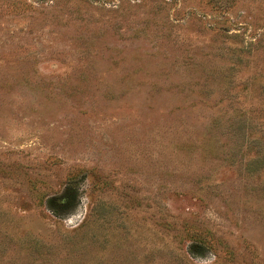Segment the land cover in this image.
Returning a JSON list of instances; mask_svg holds the SVG:
<instances>
[{
  "label": "rangeland",
  "instance_id": "374dc122",
  "mask_svg": "<svg viewBox=\"0 0 264 264\" xmlns=\"http://www.w3.org/2000/svg\"><path fill=\"white\" fill-rule=\"evenodd\" d=\"M209 253L264 264V0H0V264Z\"/></svg>",
  "mask_w": 264,
  "mask_h": 264
},
{
  "label": "clouds",
  "instance_id": "9594fccd",
  "mask_svg": "<svg viewBox=\"0 0 264 264\" xmlns=\"http://www.w3.org/2000/svg\"><path fill=\"white\" fill-rule=\"evenodd\" d=\"M66 223H70V221H66ZM209 258L210 259L205 260L204 264H211V260L215 259V257L211 253H209Z\"/></svg>",
  "mask_w": 264,
  "mask_h": 264
}]
</instances>
